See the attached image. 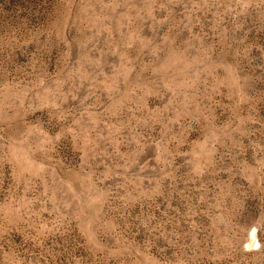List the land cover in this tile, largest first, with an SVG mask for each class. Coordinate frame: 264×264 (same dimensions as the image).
Masks as SVG:
<instances>
[{
  "label": "rangeland",
  "instance_id": "1",
  "mask_svg": "<svg viewBox=\"0 0 264 264\" xmlns=\"http://www.w3.org/2000/svg\"><path fill=\"white\" fill-rule=\"evenodd\" d=\"M0 264H264V0H0Z\"/></svg>",
  "mask_w": 264,
  "mask_h": 264
}]
</instances>
